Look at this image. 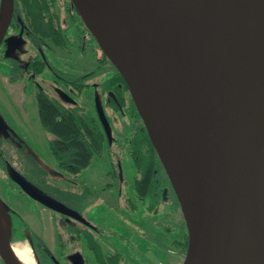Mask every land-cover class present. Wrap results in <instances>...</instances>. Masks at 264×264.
I'll use <instances>...</instances> for the list:
<instances>
[{
	"label": "water",
	"instance_id": "obj_1",
	"mask_svg": "<svg viewBox=\"0 0 264 264\" xmlns=\"http://www.w3.org/2000/svg\"><path fill=\"white\" fill-rule=\"evenodd\" d=\"M76 1L104 21L131 23L135 11L150 16L177 65L189 103L180 154L184 203L156 148L146 106L106 55L128 85L180 203L187 234L182 264H264V0H238V6L249 3L248 10L236 41L223 53L214 52L204 35L194 33L188 25L192 16L169 0H71L83 20ZM2 7L3 0L0 41L13 0L3 18ZM130 64L141 86L140 65L135 59ZM98 115L111 141L104 113ZM45 203L85 221L64 205Z\"/></svg>",
	"mask_w": 264,
	"mask_h": 264
},
{
	"label": "rangeland",
	"instance_id": "obj_2",
	"mask_svg": "<svg viewBox=\"0 0 264 264\" xmlns=\"http://www.w3.org/2000/svg\"><path fill=\"white\" fill-rule=\"evenodd\" d=\"M66 4L67 0H58L57 11L63 26L71 24L66 33L70 42L69 49L64 51L51 47L45 50V54L52 64L64 70L94 69L98 64L97 53L100 56L101 50L98 45L97 49L94 44L87 46L85 40H83L85 42L79 40L76 27L64 15L63 6ZM80 19L83 22L81 15ZM18 41L20 42L21 39ZM24 44L28 48V44ZM79 44L87 47V53L81 54ZM16 45L14 48L5 46L0 50V56L17 48L20 49V44ZM21 48L23 52L24 47ZM21 57V63H24L27 60L26 56L21 55ZM6 67L0 64V135L9 138L12 147L9 146L5 150L12 155L10 158L15 163H25L29 169L38 165L43 177L49 183L55 182L65 189L77 192L85 189L89 195H94L95 201L90 206L82 208L84 213L82 216L93 224H106L109 230L122 234V238L115 235L97 236L105 252L117 251L122 254L121 264H182L185 253L181 254L178 251L173 240L182 239L186 233V224L181 211L177 208L173 209L172 193L168 195L169 199L166 203L168 209L165 205H160L153 211H148L138 200L135 207L131 209L129 207L131 205L126 204L128 202H125L123 197L131 195L134 198L135 171L132 160L124 149L131 137L132 129L138 124L129 88L122 92L125 104L119 111L113 102L107 101V90L102 89V83L111 76V72L102 73L93 78L90 83L96 84L97 87H86L74 95V98L63 86H61L62 90L54 89L55 84L49 70H45L38 76L50 96L59 100L64 106H82L88 114L95 117H98V113L102 111L107 120L112 141L110 143L106 141L102 153L94 155L90 164L80 174L71 175L57 166L50 153L49 140L52 135L42 128L38 120L33 78L28 80L23 78L21 82L8 84ZM103 68L106 69V66ZM3 130L6 132L1 133ZM6 133H10V137L6 136ZM19 148H23L26 153L18 154L17 152L22 150ZM112 161L119 163L123 181L119 179L120 181L116 182L114 179ZM9 181L17 184L21 192L25 191L29 197L13 195L7 186ZM0 196L4 199L7 208L23 219V224L16 225L12 236L21 246L27 245L30 248L35 264L40 263L32 247L31 232L40 235L50 252L58 256L56 240L58 226L63 229L74 224L80 226L79 223L67 221L65 217L52 213L45 202L55 204L59 202L12 168L8 169V178L0 177ZM58 205L63 206L61 203ZM63 237L65 238V235ZM74 244L72 254L78 264L86 263L85 260L88 264H96L83 238ZM69 252H71L70 249L67 253Z\"/></svg>",
	"mask_w": 264,
	"mask_h": 264
},
{
	"label": "trees",
	"instance_id": "obj_3",
	"mask_svg": "<svg viewBox=\"0 0 264 264\" xmlns=\"http://www.w3.org/2000/svg\"><path fill=\"white\" fill-rule=\"evenodd\" d=\"M14 1V11L26 23L28 28L36 34L33 42L36 47L41 46L43 49L44 45L49 46L52 44L60 46L64 51H68L70 42L65 32L69 26L62 28L58 20L56 9L58 0ZM63 7L72 23L76 25L79 34L83 38L85 37L84 35L89 36L87 42L93 43L95 48H97L96 38L81 21L80 14L71 0H67V4ZM43 41L46 44H43ZM98 48L102 54L99 56L97 53L98 64L96 68L89 70L86 75L84 71L72 74L64 73L63 81L71 85L75 90L81 91L86 86V79L89 78L90 82L99 74L111 72V76L102 83V89L114 90L118 95L122 96V92L128 89L127 83L99 45ZM103 66H106V69ZM37 70L39 71L38 68ZM36 102L40 124L46 132L52 135L49 140V148L57 166L68 174H80L90 164L94 155L102 153L103 145L107 141L102 118L88 114L79 105L64 106L50 98L41 89L36 93ZM131 133V137L124 149L134 165V195L142 202L143 207L148 211H153L160 205H165L168 209L166 203L169 199L168 195L170 196L172 193L173 209L177 208L181 211L180 203L168 174L148 134L142 130L139 123L136 124ZM9 146L12 147L9 138L0 135V163L4 165L14 163L10 158L11 154H8L5 150ZM19 149H22V152H17L18 154L26 153L23 148ZM17 153L15 152L14 154L16 155ZM112 163L114 179H116V182L119 179L123 181L119 163L114 161ZM8 169L9 167H7V171ZM50 188L52 191L47 193L48 196L71 210L86 208L95 200V196L89 195L85 189L77 192L55 186ZM123 197L125 202H128L126 204L131 205L129 206L131 209L135 207L134 201L130 196L125 198L124 195ZM181 215L183 217L182 211ZM100 232L102 230L98 226L80 225L79 236L82 235L84 237L87 247L94 253L98 264H120L121 254L102 251L96 240V235L100 234ZM111 233L114 232L111 230ZM173 244L181 254H184L187 246V234L185 233L181 240H173Z\"/></svg>",
	"mask_w": 264,
	"mask_h": 264
},
{
	"label": "bare ground",
	"instance_id": "obj_4",
	"mask_svg": "<svg viewBox=\"0 0 264 264\" xmlns=\"http://www.w3.org/2000/svg\"><path fill=\"white\" fill-rule=\"evenodd\" d=\"M192 16L188 25L204 35L214 52H227L236 41L249 3L238 6V0H169ZM86 26L95 34L106 55L124 75L132 91L148 110L155 144L166 165L178 195L184 203L180 154L185 140L189 103L179 70L159 30L150 16L134 12L131 23L113 18L101 20L82 3L76 1ZM11 8V0H3L2 16ZM245 8V9H243ZM138 61L142 71L140 86L131 68ZM10 220L0 208V254L12 264H35L27 245H12Z\"/></svg>",
	"mask_w": 264,
	"mask_h": 264
},
{
	"label": "flooded vegetation",
	"instance_id": "obj_5",
	"mask_svg": "<svg viewBox=\"0 0 264 264\" xmlns=\"http://www.w3.org/2000/svg\"><path fill=\"white\" fill-rule=\"evenodd\" d=\"M14 2L15 1L13 0V9H12V15L10 17L9 25L6 29L5 34L3 35V37L0 41V50L4 49L5 46L14 48V46L17 43L20 44L19 45L20 49L17 48L14 51H11L10 53L7 52V53H5V55L0 56V64L7 66L6 67L7 79H8L7 83L13 84V83L21 82L23 78L26 80H28L29 78H31V79L33 78V80H34L33 82H34V85L36 88L35 97H36L37 91L39 89H41L50 98H52V96H50V94L42 86L43 81L38 79V76L41 75L45 70H49L52 73V77H53L52 81L55 84L54 89H56V91H57V89L62 90L61 86H63L67 89L68 93H70L72 95V96L71 95L70 96L72 98H74V95H76L80 91L75 90L71 85H68L63 81L64 80V73L72 74V73H79L80 71H84L85 75H86L88 73V71L92 70V69L64 70L63 68H59V67L55 66L54 64H52L49 61L47 55L45 54V50H47V49L49 50L51 47H56V48H59L61 50H63V49L60 46H56V45H52V44H50L49 46L44 45L43 49L41 48V46L36 47V45L33 43L34 37H36V34L28 28V26L26 25V23H24V21L22 19H20L18 17L16 11H14ZM0 4H1V1H0ZM57 5H58V3L56 4V9H57ZM63 12H64V15L66 17H68L64 11V8H63ZM57 14H58L57 16H58V20L61 24V27L63 28L65 26H69V28H70L71 24H66L65 26H63L62 20L60 18L58 11H57ZM67 19L71 21V19L69 17ZM73 25L76 27L75 24H73ZM68 29L66 30L65 34L67 33ZM76 30L78 32V38L81 42L83 40H85L87 46L89 44H93V43L87 42V40L89 39V36L84 35L85 37L83 38V36H81L79 34L77 27H76ZM66 36H67V34H66ZM19 39H21L20 42L18 41ZM85 41H83V42H85ZM44 42L45 41H43V44H46ZM24 43L28 44V48H27V46H24L25 45ZM21 47H24L23 52L21 51V49H22ZM78 47H79V50L82 52L81 54L87 53V47L81 46L80 44L78 45ZM27 49H28V51H27ZM21 55L26 56L27 60H25L24 63H21V60H20V58H22ZM37 68L39 69V71L37 70ZM89 80H90L89 78L86 79V82H85L86 86L83 87L82 90L86 87H97L96 84H94L92 82L90 83ZM106 92H107V96H108L107 101L110 103L113 102V104L116 106L115 108L116 109L118 108V110L121 111L124 104H125L123 94H122V96L118 95L116 91L111 90V89H108ZM110 92H112V94ZM52 99H54V98H52ZM54 100L56 102L60 103L59 100H57V99H54ZM36 105H37V102H36ZM134 108L136 111V117L138 118V123H139L140 127L142 128V130L147 134V131L143 125L142 119L140 118V116L136 110L135 105H134ZM37 117H38V110H37ZM38 120H39V117H38ZM4 132H6V131L5 130L1 131V133H4ZM6 134H7L6 136L10 137V133H6ZM106 139H107V137H106ZM111 141H112V139H111ZM111 141H109L107 139V142L110 143ZM132 164H133V162H132ZM5 167H6V169H5ZM7 167L12 168L14 171L19 173L23 177H26L29 181H31L37 187H39L40 190H42L44 193H48V192L50 193L52 191V189L50 188L51 186L63 188L60 185L56 184L55 182H54V184L47 182L46 178L42 177L44 175L41 174V168L38 165H35V167L33 169H29V168H27L25 163H20V162L15 163L14 162L10 165L9 164L4 165V164L0 163V177L5 176L8 178ZM133 168H134V165H133ZM31 171H33V173ZM133 182H134V179H133ZM7 186H8V188H10V191L13 195H16L19 197H22V196L29 197V195L25 194V191L21 192V189L14 182L9 181V183H7ZM133 189H134V186H133ZM130 198L134 201V203L136 205V202L138 200L136 198V196L134 195V198H133L130 195ZM95 199H96V197H95ZM94 201H92V203ZM36 202H37V200H36ZM139 202L142 204L141 201H139ZM92 203H90L88 206H90ZM0 208L2 209L3 213L9 217V220H10V235H9L10 243L12 245L21 246L13 238L12 231L15 229L16 225H20V223L23 224V219L16 216L14 214L13 210L7 208L5 201L1 196H0ZM83 209L72 210V211L75 214H77L78 216L82 217L85 221L77 220L75 218L69 217V216L62 214V213H60L56 210H53V209H50V210L52 213L60 215V217H65V219L67 221H74V223H79V225H89L91 227L98 226L100 228V230H102V232H100V234L96 235V240H97L98 244L100 245L103 252H105V251L103 250L101 243L98 241L97 236L100 237L101 235H115L119 238L123 237L121 233H117L115 230H112L114 233H111V230H109V228H107L108 225H106V224H99V223L93 224L90 221H88V219H86L85 217L82 216L84 214L82 212ZM25 225L28 228V230L31 231L30 227L27 224H25ZM103 225H105V226H103ZM58 228L59 229H57V232H56L57 248L59 249L58 256H54L50 252L48 246L46 245L45 241L43 240V238L40 235L36 234L35 232H31L32 247H33L35 255L38 258L39 263L40 264H78L76 262L75 256L72 254V246H75L74 242L78 243L80 238L84 239V237L82 235L79 236L80 226H77L74 224V225H71L70 227H65L64 229L60 228V226H58ZM63 234L65 235V238L63 237L64 236ZM85 246L87 247L86 241H85ZM68 249H70L71 252L67 253ZM87 249L92 254L96 264H98L95 257H94V253L88 247H87ZM115 252L121 254L120 252H117V251H115ZM105 253H111V251H107ZM121 256H122V254H121ZM122 259H123V256L121 258L120 264L122 263ZM85 262L86 263H83V264H88L86 260H85ZM0 264H6L4 259L1 256V254H0Z\"/></svg>",
	"mask_w": 264,
	"mask_h": 264
}]
</instances>
